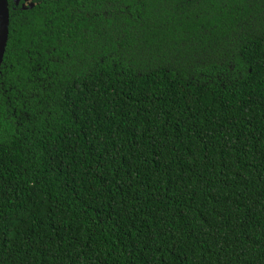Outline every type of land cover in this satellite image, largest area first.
Wrapping results in <instances>:
<instances>
[{
	"label": "trees",
	"instance_id": "1",
	"mask_svg": "<svg viewBox=\"0 0 264 264\" xmlns=\"http://www.w3.org/2000/svg\"><path fill=\"white\" fill-rule=\"evenodd\" d=\"M0 72V264H264V0H41Z\"/></svg>",
	"mask_w": 264,
	"mask_h": 264
},
{
	"label": "water",
	"instance_id": "2",
	"mask_svg": "<svg viewBox=\"0 0 264 264\" xmlns=\"http://www.w3.org/2000/svg\"><path fill=\"white\" fill-rule=\"evenodd\" d=\"M54 1V0H48ZM10 8L8 0H0V72L9 41Z\"/></svg>",
	"mask_w": 264,
	"mask_h": 264
},
{
	"label": "flooded vegetation",
	"instance_id": "3",
	"mask_svg": "<svg viewBox=\"0 0 264 264\" xmlns=\"http://www.w3.org/2000/svg\"><path fill=\"white\" fill-rule=\"evenodd\" d=\"M10 11L12 10H24L32 8L38 5L41 0H8Z\"/></svg>",
	"mask_w": 264,
	"mask_h": 264
}]
</instances>
